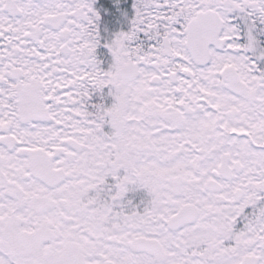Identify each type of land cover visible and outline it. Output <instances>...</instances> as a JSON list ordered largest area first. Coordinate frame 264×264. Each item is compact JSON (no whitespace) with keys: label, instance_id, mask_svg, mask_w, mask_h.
Segmentation results:
<instances>
[{"label":"snow or ice","instance_id":"obj_1","mask_svg":"<svg viewBox=\"0 0 264 264\" xmlns=\"http://www.w3.org/2000/svg\"><path fill=\"white\" fill-rule=\"evenodd\" d=\"M94 3L0 0V264H264V0Z\"/></svg>","mask_w":264,"mask_h":264},{"label":"flooded vegetation","instance_id":"obj_2","mask_svg":"<svg viewBox=\"0 0 264 264\" xmlns=\"http://www.w3.org/2000/svg\"><path fill=\"white\" fill-rule=\"evenodd\" d=\"M131 5L132 0H95L93 4L100 16L97 21V30L102 43L97 49V58L105 61L101 65L102 67H106L108 60L107 50L103 48L102 44L105 40L111 39L116 32L127 30L133 11ZM108 101L110 102V98ZM146 198V193L142 189L126 194V199L131 200L132 204L136 206H141V202Z\"/></svg>","mask_w":264,"mask_h":264}]
</instances>
